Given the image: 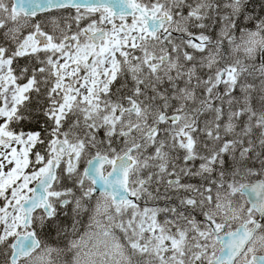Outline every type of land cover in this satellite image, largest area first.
Segmentation results:
<instances>
[{"label":"snow or ice","instance_id":"obj_1","mask_svg":"<svg viewBox=\"0 0 264 264\" xmlns=\"http://www.w3.org/2000/svg\"><path fill=\"white\" fill-rule=\"evenodd\" d=\"M0 264H264V0H0Z\"/></svg>","mask_w":264,"mask_h":264}]
</instances>
